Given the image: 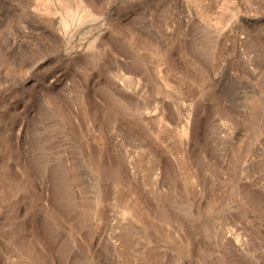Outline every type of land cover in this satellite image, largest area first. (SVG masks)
<instances>
[{
    "label": "rangeland",
    "instance_id": "374dc122",
    "mask_svg": "<svg viewBox=\"0 0 264 264\" xmlns=\"http://www.w3.org/2000/svg\"><path fill=\"white\" fill-rule=\"evenodd\" d=\"M0 264H264V0H0Z\"/></svg>",
    "mask_w": 264,
    "mask_h": 264
}]
</instances>
